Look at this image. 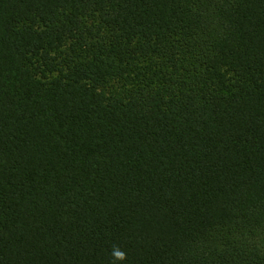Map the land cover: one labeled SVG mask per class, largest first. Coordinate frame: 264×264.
<instances>
[{"label": "trees", "instance_id": "obj_1", "mask_svg": "<svg viewBox=\"0 0 264 264\" xmlns=\"http://www.w3.org/2000/svg\"><path fill=\"white\" fill-rule=\"evenodd\" d=\"M0 264H264V0H0Z\"/></svg>", "mask_w": 264, "mask_h": 264}]
</instances>
